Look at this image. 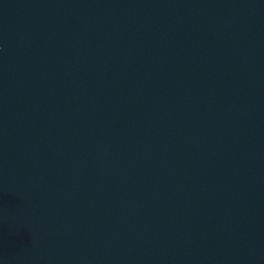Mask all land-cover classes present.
I'll return each mask as SVG.
<instances>
[{
    "label": "water",
    "instance_id": "1",
    "mask_svg": "<svg viewBox=\"0 0 264 264\" xmlns=\"http://www.w3.org/2000/svg\"><path fill=\"white\" fill-rule=\"evenodd\" d=\"M0 264H264V0H0Z\"/></svg>",
    "mask_w": 264,
    "mask_h": 264
}]
</instances>
